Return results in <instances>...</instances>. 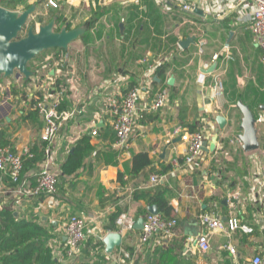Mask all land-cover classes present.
Returning <instances> with one entry per match:
<instances>
[{"label":"crops","instance_id":"0c3cea01","mask_svg":"<svg viewBox=\"0 0 264 264\" xmlns=\"http://www.w3.org/2000/svg\"><path fill=\"white\" fill-rule=\"evenodd\" d=\"M75 3L78 2L69 1L68 3L63 0L61 6L67 8ZM208 3L212 5V8L209 12H202V15L180 13L177 9L164 14L153 3V6L160 10L164 20L167 21L166 17L171 18L177 14V18L181 21L176 25H174L175 22H164V24L174 25L173 30L169 27L170 34L175 36L181 34L176 41L179 49L176 53L178 60L175 61L176 58L172 62V69L169 68L165 72L164 80H160L154 88L167 90V104L157 112L145 113L147 115L158 113V115L155 120L147 118L139 120L137 132H141L142 136L138 134L132 137L123 151L114 148L115 135L110 126V118L104 112L102 100L108 92L114 93L113 95L118 94L117 92L123 93L125 88L136 85L144 78L145 67L139 64L140 54L144 49L138 48L135 43L131 47L135 46L134 49L127 56L116 60V55L113 56L108 47L105 56L96 54L86 57L82 54L72 63L69 62L70 46L67 51L65 50V67L61 69V75L56 74L54 79L56 78L55 82L62 90L60 110L73 111L74 114L71 119L63 123L51 145L52 156L49 167L59 177L58 190L52 196H40L21 206H15L11 197H3L2 193L0 194V210L9 208L14 211L18 221L35 222L52 236L47 246L56 264L73 261L64 255L63 227L70 215L83 216L88 226H93L99 232L107 230V227L111 225L109 217L117 211L127 213L136 222L144 204L132 200L133 192L148 190L149 177L153 174L161 175L159 171L167 166H170L171 170L165 174L163 183L171 189L170 204L177 218H175L177 226L173 237L170 239L155 237L138 250L139 233L137 235L131 232L125 233L122 235L123 246L107 254L105 264H117V259L123 260L124 264H159L163 259L168 260L170 264H247L250 257L264 254V233H261L258 228H255L254 235L241 234L239 231L231 234L227 231L222 233L212 230L208 233L210 251L202 254L196 247V235L202 232V227L197 220L200 214L216 215L224 224L229 219L235 218L239 224L248 226L252 225L254 216L262 211L259 206H252L246 202L239 203L235 209L232 208L233 201L230 195L236 191L240 192V195L246 193L248 187L246 178L251 174L252 159L256 156L260 161L262 156L261 151L246 153L236 145L228 146L230 141L241 135L242 118L238 115L237 108H235L237 112H232L231 107L226 104L231 102V99L240 102L239 97L244 98V94H240L235 88L248 85L260 89V81L263 77L261 53L253 43L246 23L237 20L238 12L232 10L230 0H223L219 3V7H216V0H208ZM111 7L117 9V6ZM201 22L204 23L205 28L212 30L213 34L217 30L220 32L219 36H222L223 31V42L219 44V49L215 53H222V46L228 44L233 57L232 60L222 62L220 71H223V100L214 102L209 96L208 87L211 78L206 79L204 87L197 82L201 64L209 61L214 53L213 50L208 51L207 44L203 55H197L194 52L197 30L202 29V33L206 30L197 26L198 23L201 25ZM185 27L186 31L182 32ZM174 30L179 33L175 34ZM189 30H196V34H189ZM190 36L195 37L194 45L186 49L180 48L178 43ZM248 37L253 44V49H249L244 44ZM208 46L211 44L208 43ZM222 56H220L221 59ZM67 70H71L72 74L78 78L75 88L66 81ZM35 71L36 69L34 72L30 70V80L23 90L25 97L29 99L42 97L43 91L41 93L40 89L49 85L48 79L40 82L34 79ZM49 74L52 76L51 71ZM118 76L121 77V81L102 87L105 81H114ZM23 80L26 78L13 77L11 86ZM169 81L170 85H168ZM5 86H0V93H5L4 98L0 95L1 101L7 102L5 113L0 104V110H2L0 111V127L2 126L5 130L2 139L8 141L16 153H22L33 143H41L39 134L43 123L40 118L38 124L30 121L18 122L20 111L16 113L14 108L21 98V93L20 96L14 93L12 96L9 92L10 82H6ZM55 91L56 89L52 87L50 90L52 96H55ZM151 98L152 94L143 95L141 105L148 104ZM19 101L21 107H25V103L22 100ZM217 116H222L226 120L223 129H218L215 122ZM198 120L204 121L203 124L206 127L204 132L206 151H202L193 168L175 170L174 163L182 159L185 144L180 141L181 134L173 135V131L177 126L188 131V125L198 124ZM92 122L97 130L95 137L90 136L89 133ZM256 122V135L259 138V131L263 129ZM85 134L95 147L94 152L85 160L84 168L76 175L61 178V165L65 161L67 151L72 149L74 143ZM213 140H215V149L210 152L208 148ZM140 152L147 153L152 159L153 169L146 168L137 177L128 180L125 186H121L117 181V175L119 173L126 175L131 168L132 156ZM43 161L33 170L26 172L24 178L33 183L32 179L38 174ZM126 178L124 176L127 181ZM7 186V179L0 177V191ZM227 244L235 248V255L225 249ZM126 247L132 248L134 254L130 255ZM83 249L84 246L79 258H83L85 263ZM163 250L171 252L162 255ZM122 252L128 253L130 259H123ZM172 257L180 261L175 262Z\"/></svg>","mask_w":264,"mask_h":264},{"label":"built area","instance_id":"2783aa9c","mask_svg":"<svg viewBox=\"0 0 264 264\" xmlns=\"http://www.w3.org/2000/svg\"><path fill=\"white\" fill-rule=\"evenodd\" d=\"M59 0H48V4L57 8V2ZM77 1L78 3L84 0H65ZM223 0H216V7H219V3ZM231 8L233 11L238 12L237 20H241L246 23L247 28L252 36L253 43L261 53V64L263 68L264 77V0H230ZM154 5L164 12L172 9H177L180 13L195 14V10H199L203 13L209 12L212 5L208 3V0H152ZM247 10V11H246ZM165 14V13H164ZM237 22V21H236ZM240 22V21H239ZM206 42L205 40H197L195 43L196 54L203 55ZM230 46L225 44L221 48V52L213 53L209 61H205L201 64L197 82L200 85L205 86L206 79L211 78L209 85V96L214 102L221 99L224 93L223 84V71L221 65L224 60H232V54ZM222 56V59L220 56ZM170 57L165 59L149 60L148 57L139 59V64L145 67L144 78L132 87L125 88L123 93L117 92L107 93L102 100L104 106V112L110 118V126L115 135L114 148L118 151H123L132 137L141 134L137 132L138 122L141 119V113L157 112L165 107L168 101V92L166 89L156 88L160 78L157 77L156 70L161 66L163 60L170 61ZM63 64V63H62ZM61 64V65H62ZM215 64V69L211 73H205L209 70L211 65ZM48 66V65H47ZM46 66L43 67L45 69ZM55 69H49L46 79L49 81V85L46 88L40 89L43 91L42 97H32L36 101L34 109L37 111L39 118L43 123L42 130L39 134V139L42 143H45L44 148V161L38 175L35 178L34 183L21 177L23 169V156L31 157L29 148L24 149L22 153H14L11 146H0V177L7 179L8 186L4 187L0 194L3 197H11L15 206H21L23 203L30 200L39 198L40 196H52L57 190V174L51 171L49 165L52 156V144L58 135L59 130L63 126V123L72 118L74 112H66L60 110L61 104V87L55 82V75L62 73V67L59 68L58 64L54 66ZM52 72L50 76L49 72ZM68 83H71L72 88H75L78 78L74 76L71 70L66 71ZM121 77H117L112 80H107L103 83L102 87H107L115 81H121ZM55 88V96L50 93L51 88ZM59 89V90H57ZM54 90V89H53ZM42 93V92H41ZM152 94L151 101L145 106L141 105L143 95ZM204 123V121H203ZM256 124H258L264 131V113L259 116ZM202 125V128L196 132H189L183 130L181 126H177L173 135H180V141L185 144V150L183 152L181 162L175 161V170L178 168L191 169L196 165V162L200 158V154L203 151V143L205 142V130L206 127ZM90 136H97V130L92 122V129L89 132ZM264 134V132H263ZM258 140V138H257ZM229 145H237L241 148L242 142L238 137L229 142ZM258 141V148L256 152L261 151V159L254 156L251 162V174L246 178L248 185L246 193L240 195V192L236 191L230 195L232 199V208H237V205L242 202L249 203L252 206H259L261 213L254 216L252 225H241L235 218H231L224 224L219 217L213 214H200L197 218L199 225L202 227V232L196 235V247L202 254H207L210 251V242L208 233L212 230H218L220 232L234 233L239 231L241 234L254 235L255 228L261 233H264V149H260ZM258 161V162H257ZM166 175L153 174L149 177L147 184L148 190L154 189L158 184L164 182ZM241 201V202H240ZM234 212V210H233ZM232 215V213L230 214ZM135 220L127 213H121L115 220V231H97L93 226H88L86 218L81 215H71L66 220L63 230L65 234L64 255L69 260H76L81 253V250L88 240L92 237L95 242H102L103 237L107 233H119L121 236L125 233L134 230ZM177 226V220L172 218L170 220H164L160 214H147L143 218L142 229L138 238V250L142 249L155 237H161L164 239H170L174 235V229ZM223 249V247H222ZM225 249L230 254L235 255V248L231 244H227ZM123 259H130V256L126 252L121 253ZM117 264H124L123 260L118 261ZM247 264H264V254L254 255L247 260Z\"/></svg>","mask_w":264,"mask_h":264},{"label":"rangeland","instance_id":"374dc122","mask_svg":"<svg viewBox=\"0 0 264 264\" xmlns=\"http://www.w3.org/2000/svg\"><path fill=\"white\" fill-rule=\"evenodd\" d=\"M62 2L63 0H59L57 2L58 7L53 8L48 4V0H26V4L34 6V9L30 13L28 21L22 32L19 33L18 39L24 38L29 29H32V31L36 33L39 31L40 27L51 22L53 23V31H56V28H60V30H62L64 27H66L65 29L67 31L73 30L88 22L91 25L88 30V35L85 36L86 32H84L75 41L68 45V47L70 46V50L68 51L71 56L69 57V62L72 63L82 54L86 57L95 56L96 54H98V56H105L108 47L110 49V53L113 56L116 55V60L122 59L125 55L127 56L132 49H134L135 46L133 48L131 47L135 43L138 48L144 49L143 53L140 54V59L143 57H148L149 60H158L160 58L164 59L165 57H169L168 55L173 52L172 47L176 43L178 37L181 36L179 31L176 32L175 30L174 33H179L178 36L170 34L169 29V27H171L173 30L174 25L180 24L181 21L177 18L178 15L175 14L171 18L166 17L167 21L164 20L165 18L160 15V10L153 6L152 0H84L81 3H75L71 6L69 5L67 8H63V6H61ZM4 6L5 3L0 1V7ZM111 6H117V9L111 11L106 16L100 17L98 20H93L95 14L100 9L109 8ZM22 11V7H19L15 12L21 13ZM164 22H175V24H164ZM203 24L204 23L199 25L198 23L197 26L204 29L206 26H203ZM186 29L187 28L185 27L182 32L186 31ZM205 29L204 33L201 31L202 29L197 30V34L196 30H189L188 33H194V35L196 34V40H205L208 51L213 50L215 53L219 49V44L223 42V31L222 36H219V31H214V35L212 30L208 28ZM208 43L211 44V46H208ZM244 44L249 49H253L250 37L245 39ZM194 52L196 53V50ZM64 53L65 51L61 53L53 50H47L34 58V60H32V62H30L27 66V70H32L34 72L36 69L35 75L33 76L34 79H38V82H40L43 79H46V73H48L49 69L57 65L59 62H61V64L66 62V56L63 55ZM113 56L111 57L113 58ZM176 58L177 57L175 56V59ZM177 60L178 58L175 61ZM33 66L35 68H33ZM44 66H46L45 69H43ZM170 69H172V67H170ZM13 77L14 76L8 78L1 77L0 86H5V83L9 81L10 94L13 96V90H15V92H17L20 96V92L25 89L26 85L23 83V80L12 87L11 83ZM262 80L264 81V79ZM260 87L263 88L264 91V85L262 84ZM235 89H238L240 94H244V99L243 102L234 101L232 99L231 102H226V104L231 107L230 110L232 112H237L235 111V108L239 110L238 105H243L251 112L254 120L257 121L259 116L264 113V109L262 108L264 107V92L258 91V89L252 88L248 85ZM0 95L2 96L1 98L5 97L4 92H2V94L0 93ZM1 98V108L3 109V113H5V110L7 109V102L6 100L1 101ZM221 100H223V95ZM260 104H262L261 109H256ZM14 109H16V113L21 111L22 107L19 100L17 101ZM239 112L238 115L242 118V114L241 112L239 114ZM263 132V130L259 131L258 138L261 150L264 149ZM228 146L232 147L233 145ZM237 147L240 148L239 146ZM77 259L69 263L63 261L61 264H83V258Z\"/></svg>","mask_w":264,"mask_h":264},{"label":"trees","instance_id":"16d2710c","mask_svg":"<svg viewBox=\"0 0 264 264\" xmlns=\"http://www.w3.org/2000/svg\"><path fill=\"white\" fill-rule=\"evenodd\" d=\"M5 3L3 8L9 11H16L19 7H22L23 10L28 9L30 5L26 4V0H0ZM116 9V7H114ZM112 7L100 9L94 16L93 20H98L102 16L108 15L112 10ZM83 26L86 27V35H88V30L91 25L87 22ZM69 27V26H67ZM57 32L60 31V28H56ZM173 52L170 55V61L166 62L163 60L161 66L156 70L157 77L160 80H164L163 75L165 72L172 66V62L175 60L176 53L179 50L176 43L174 44ZM53 51L63 53V49H51ZM45 52V51H44ZM65 55V54H63ZM168 58V57H167ZM165 59V58H164ZM32 62V61H31ZM30 63V62H29ZM28 63V65H29ZM27 65V66H28ZM51 65V64H50ZM58 67L62 69L65 67L64 63L61 65V62L58 63ZM28 68V67H27ZM53 69L54 66H53ZM264 79V77H262ZM30 78L23 81L26 85L29 82ZM262 82V83H261ZM260 85H264V81H260ZM14 87V86H13ZM24 90V89H23ZM258 91H263V88L260 87ZM264 92V91H263ZM11 93V92H10ZM15 95H18L15 90H13ZM21 98L25 103L20 111V116L18 117V122L30 121L32 123L38 124L39 115L34 109L36 101L34 98L25 97L24 91H21ZM244 96V95H243ZM240 102H243V97H239ZM262 104L257 106L256 109H261ZM158 113L147 115L145 113L141 114L142 120L149 119L155 120ZM203 121L198 120V124L194 123L188 125L189 132H196L202 128ZM0 127V146H11L8 141L3 140L2 136L4 135L5 130ZM12 148V146H11ZM44 148L45 143H33L29 146V156H23V169L21 172V177L24 178L26 172L33 170L38 164L42 163L44 159ZM95 147L90 143L89 137L85 134L81 136L73 145L72 149L67 151V156L64 163L61 165V178L69 175H76L82 168L85 166V160L90 157L94 152ZM12 151L14 149L12 148ZM182 159L179 160L181 162ZM153 161L150 159L147 153L140 152L134 154L131 158V168L129 172L125 175L119 173L117 175V181L121 186H125L128 180L134 179L146 168H152ZM171 170L170 166H167L159 171V174L165 175ZM38 175V174H37ZM35 175L32 181H35ZM126 176L127 181L124 179ZM59 177H57L58 179ZM33 181V183H34ZM58 190V184H57ZM171 199V189L167 184L162 183L158 184L152 190H136L133 192L132 200L135 202H142L144 207L140 209L138 217L144 218L147 214V207L154 205L157 208L158 214L162 216L164 220H170L176 218L174 209L170 204ZM107 200V199H106ZM103 201V199H102ZM104 202V201H103ZM121 211L115 212L109 217L111 225L107 227L108 231H115V220L121 214ZM14 211L9 208L0 210V264H56L50 248L47 246V242L52 238V236L46 231L45 228L38 225L35 222L27 221H18L14 215ZM71 216V215H70ZM177 219V218H176ZM106 231V230H104ZM131 233L137 235L139 230H132ZM139 237V236H138ZM123 246V243L120 245ZM117 249V248H116ZM127 251L130 252V255H133V249L126 247ZM170 250H163L162 255H167ZM83 254L85 256V263L83 264H105L107 254L104 252V245L102 242H95L92 237H89L86 243L84 244ZM172 254V253H171ZM175 262L180 261L176 257H172ZM159 264H170L168 260L163 259Z\"/></svg>","mask_w":264,"mask_h":264},{"label":"water","instance_id":"95a60500","mask_svg":"<svg viewBox=\"0 0 264 264\" xmlns=\"http://www.w3.org/2000/svg\"><path fill=\"white\" fill-rule=\"evenodd\" d=\"M33 9L34 6L31 5L28 9L18 13L0 7V78H8L11 76L15 78H29L31 76V72L27 70L29 62L47 50H67L68 45L86 30L85 26L77 27L69 31L64 27L57 32L53 31V23L51 22L40 27L36 33L32 29H29L24 38L18 39V35L22 32ZM195 13L202 15V12L199 10H195ZM194 43L195 37L190 36L180 41L178 45L180 48L186 49L190 45H194ZM215 66V64L211 65L205 73L213 72ZM170 84L171 82L169 81L168 85ZM238 108L242 114L240 125L242 133L239 135L242 142L241 149L246 153L253 152L258 148L255 120L245 106L238 105ZM215 122L218 129H223L226 124V120L222 116L215 117ZM214 149L215 140L211 142L208 150L212 152ZM203 151H206V142L203 143ZM147 212L153 215L158 213L154 205L147 207ZM142 225L143 218H139L134 224V229L140 231ZM102 243L104 245V252L111 254L114 249L120 247L122 236L119 233H107L103 237Z\"/></svg>","mask_w":264,"mask_h":264}]
</instances>
